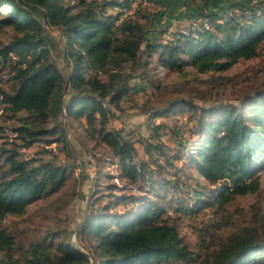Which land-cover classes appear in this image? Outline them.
<instances>
[{"label": "trees", "instance_id": "trees-1", "mask_svg": "<svg viewBox=\"0 0 264 264\" xmlns=\"http://www.w3.org/2000/svg\"><path fill=\"white\" fill-rule=\"evenodd\" d=\"M144 1L123 17L116 9L129 10L132 0H0L4 14L0 28L9 26L14 32L9 42L0 45V67L8 69L10 83L8 90L0 83V105L7 113L27 114L15 129L22 144L0 145V220L23 215L30 204L58 193L66 184L67 167L57 158H22V150L57 142L49 139L56 133L62 134L64 150L74 155L64 114L84 120L91 137L118 162L123 177L138 187L147 184L155 192L158 183L166 182L154 179L162 169L158 153L176 168L175 163L187 156L189 163L181 169L194 168L206 182L195 181L200 209L216 204L221 208L236 196L261 190L256 174L264 169V89L238 105L220 102L207 109L195 101L176 99L164 108L148 110L144 113L151 130L148 138L138 136L135 129L113 128L110 121L117 117L115 111L122 110L120 104L137 78L127 71L128 65L139 68L141 75L153 63L164 70L184 72L192 67L205 74L228 71L241 60L259 56L264 9L256 0H225L216 11L184 14L181 18L189 20V26L172 34L169 28L154 29L153 17L160 19L165 13H148ZM159 3L162 0L155 4ZM168 34L173 38L169 42L163 40ZM180 107L191 113L190 139L169 119L155 122L174 112L182 115ZM2 132L0 127V140ZM161 132L176 138L175 155L170 157L173 150L164 148ZM138 145L146 159L138 157ZM209 186L219 191H210L211 196L203 199ZM184 188L176 192L190 196ZM108 189L114 194L117 187ZM159 197L117 196L93 209L82 233L94 239L89 254L69 243L62 242L55 252L52 244L40 243L16 259L15 238L0 229V264H90L92 258L98 264L264 263V228L248 229L207 255L195 253L183 243L177 223L166 211V195L162 202ZM128 203L123 212L113 209ZM186 209L178 202L175 212L194 211Z\"/></svg>", "mask_w": 264, "mask_h": 264}, {"label": "rangeland", "instance_id": "rangeland-1", "mask_svg": "<svg viewBox=\"0 0 264 264\" xmlns=\"http://www.w3.org/2000/svg\"><path fill=\"white\" fill-rule=\"evenodd\" d=\"M157 1L159 0H146L142 7L146 8L148 13L156 11L165 13L160 19L153 17L154 29L169 28L172 34L176 31H186L189 20L181 17H185L184 14L189 11L195 14L200 11L212 12L225 5V0H162V3L155 4ZM256 1L264 9V0ZM72 2L74 3L76 0H72ZM141 2L142 0H132L131 8L125 10L131 15ZM165 3L168 5L165 6ZM3 17L4 14L1 13L0 19ZM193 22L200 23V20ZM198 23L194 25H198ZM53 35L58 39L56 32ZM13 36L14 32L11 27H1L0 45L9 42ZM154 36L155 34L151 35V38ZM172 39L171 34L163 38L168 42ZM127 71L133 73L137 78L131 81L132 91L122 100L120 104L122 110L115 111L117 117L111 118L110 126L123 128L126 132L135 129L138 136L148 138L151 130L148 129L147 116L144 114L148 110L164 108L176 99L195 101L207 109H211L214 104H221L220 102L227 105H238L257 91L264 89V42L260 45L259 56L241 60L224 72L202 74L192 67H186L184 72H177L176 70H164L155 63L151 65L146 74L141 75L139 68H132L130 65L127 66ZM7 73V68L2 70L0 67L1 87L8 90L10 83ZM182 109L180 107V110ZM182 112V115L174 112L170 118H158L155 122L158 124L169 119L167 122H171L173 126L177 125L181 129L182 135L186 139H190V130L193 129V124H190L188 119L191 113L185 109ZM26 116L27 114L24 112L18 115L7 113L5 107L0 105V127L3 128L0 145L12 147L15 143L22 144V141L17 139L15 129L20 125L19 119ZM63 120L67 129V139L73 148L74 155L68 150H64L65 144L61 142V133L49 137V139L58 140L51 145L36 144L30 149L22 150L23 159L39 161L40 159L57 158L58 164L66 165L68 179L58 193L30 204L23 215H7L3 220H0V229L6 230L15 238L14 258L19 259L25 251H29L33 245L40 243L52 244L54 252L62 242L69 243L89 254L94 239H86L82 233L91 211L99 205L105 206L114 202L117 196L136 195L152 199L154 195L158 194L160 197L157 200L162 202L161 198L166 195L163 205L173 218L172 221L177 223L183 243L195 253L203 255L219 249L221 245L243 235L248 229L261 227L262 230L264 228V169H260L256 174L262 183V188L258 193L236 196L221 208L216 204L212 209H200L196 199L195 181L198 180L201 184L206 182L198 176L194 168L181 169L183 164L189 163L187 156L184 155L183 160L175 163L176 168L174 164L168 166L164 158L156 153L161 161L162 169H159L154 179H164L166 182L158 183L155 192H152L149 185L138 187L123 177L118 162L112 157L107 147L91 137L84 120H77L66 114ZM161 136L164 148L173 150L169 154L170 157L175 155L174 151L178 149L176 138L170 134H162V132ZM138 147L140 151L138 157L146 159L141 145ZM43 148L48 152L45 153ZM1 164L2 162H0ZM79 165L83 167L82 170ZM111 185L117 187L114 194L108 189ZM182 186L186 191L191 192L190 196L184 195V192L180 193L181 195L176 192ZM208 188L203 191L205 197L203 199H208L211 196L210 191H219L217 186ZM178 202L183 203L185 209L189 208L194 211L187 213L189 211L186 209L185 213H176ZM130 205V203L121 204L113 206V209L123 212ZM90 264L98 263H95L92 258Z\"/></svg>", "mask_w": 264, "mask_h": 264}, {"label": "built area", "instance_id": "built-area-1", "mask_svg": "<svg viewBox=\"0 0 264 264\" xmlns=\"http://www.w3.org/2000/svg\"><path fill=\"white\" fill-rule=\"evenodd\" d=\"M117 10H118V12L123 13V17L127 16L129 14V12H127L125 9H117Z\"/></svg>", "mask_w": 264, "mask_h": 264}, {"label": "water", "instance_id": "water-1", "mask_svg": "<svg viewBox=\"0 0 264 264\" xmlns=\"http://www.w3.org/2000/svg\"><path fill=\"white\" fill-rule=\"evenodd\" d=\"M64 117H65V114H64Z\"/></svg>", "mask_w": 264, "mask_h": 264}]
</instances>
